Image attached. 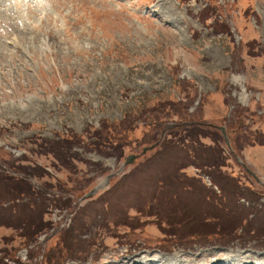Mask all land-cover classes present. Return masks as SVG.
<instances>
[{
	"label": "rangeland",
	"instance_id": "obj_1",
	"mask_svg": "<svg viewBox=\"0 0 264 264\" xmlns=\"http://www.w3.org/2000/svg\"><path fill=\"white\" fill-rule=\"evenodd\" d=\"M16 1L0 0V264H264L256 225L220 233L233 222L172 184L208 189L192 138L264 203V0ZM7 178L43 197L36 217Z\"/></svg>",
	"mask_w": 264,
	"mask_h": 264
},
{
	"label": "trees",
	"instance_id": "obj_2",
	"mask_svg": "<svg viewBox=\"0 0 264 264\" xmlns=\"http://www.w3.org/2000/svg\"><path fill=\"white\" fill-rule=\"evenodd\" d=\"M183 128L185 130H188L189 132L192 131V133L200 132L199 136H201V134H203L204 136H209V135L211 136V134L207 130L202 129L203 127H198V126L195 127L193 125L191 126L183 125ZM182 129H178V131L183 134V132L181 131ZM169 133L173 135H177L172 131H169ZM178 141L179 139L176 140V142L173 141L169 145H173L174 143L175 146H178L176 144ZM189 142H190L189 145H185L184 142H181V147L188 150L187 153L186 151L184 152L187 156V159L190 162L189 165L196 166V168H198L205 175H207L211 179L213 184L219 188L220 193L217 194L212 189H207L205 187L199 189L192 184L191 180L189 181L185 180L184 178L178 176L177 174H175L177 175V177L174 178L172 184H176L180 187H177L175 189V192L177 194H180V191L182 193H190L194 197L199 198L200 200L205 202V204L209 206L211 209H214L217 213H220L223 218L229 219L233 222L234 226L229 228L227 231L223 229L220 233L228 232L231 236H237V235H241V233L239 232L241 231V229L243 232L249 233L251 231L250 228L253 225H256V229L254 230L253 236L263 233L264 227L262 226V224L261 225L255 224L257 222L250 223L252 218L254 219L258 218L257 220L261 219V221L264 222V203L258 200L259 196L255 194L253 191L249 192L245 189L242 190V188L239 186V184L236 182L235 179H233L228 174L221 173L220 171H216L215 167H212L213 165L208 166V168L207 167L203 168L204 164L198 163L199 155H200L199 145L192 138L190 139ZM95 145H98V143H96ZM201 149H204V153L201 154H206L205 153L206 147H201ZM217 151L221 154L220 150ZM205 156L207 158V155ZM19 181H23V180L22 179L11 180L9 178L4 180V183L10 184L9 186H7L9 198H4V199L9 201L10 204H12L11 210L15 209L17 211L16 206L20 207L19 212L18 211L16 212L17 214L19 213L30 214L36 217V207L33 206V208H30L28 207V205L31 202V200L36 201L37 198H39L42 207L41 198L43 197H41L39 192H37L34 188H32L33 186H30L28 184H26L25 186L22 184V182ZM163 181L166 185L165 188L161 189L160 191L166 192L167 194L171 193L170 192L171 188L169 187V185L166 183L165 180ZM242 199L244 200V202H241ZM218 218L220 219V217ZM258 227L260 228V230H258ZM36 231H39L38 227L36 228ZM215 235L216 237H218L219 233L217 234L213 233L212 235L206 234L205 236L215 237ZM63 246L66 245L63 244Z\"/></svg>",
	"mask_w": 264,
	"mask_h": 264
},
{
	"label": "bare ground",
	"instance_id": "obj_3",
	"mask_svg": "<svg viewBox=\"0 0 264 264\" xmlns=\"http://www.w3.org/2000/svg\"><path fill=\"white\" fill-rule=\"evenodd\" d=\"M11 3H12V7L14 8V12H16V8L18 7V5H19V3L16 1V0H12L11 1ZM17 19H20L21 18V14H16V16H15ZM158 259V258H157ZM138 261H140V262H142V263H145V261H147L145 258H142V259H140V260H138ZM160 262V261H159ZM151 262H146L145 264H150ZM155 264H156V262H154ZM136 264H138L137 262H136ZM168 264V263H167Z\"/></svg>",
	"mask_w": 264,
	"mask_h": 264
},
{
	"label": "water",
	"instance_id": "obj_4",
	"mask_svg": "<svg viewBox=\"0 0 264 264\" xmlns=\"http://www.w3.org/2000/svg\"><path fill=\"white\" fill-rule=\"evenodd\" d=\"M220 131L221 133L223 134V136L225 137V130L223 127H220ZM147 149L144 148L143 152H145ZM134 160V157L133 156H130L126 159V162L125 164H128V163H131L132 161Z\"/></svg>",
	"mask_w": 264,
	"mask_h": 264
}]
</instances>
